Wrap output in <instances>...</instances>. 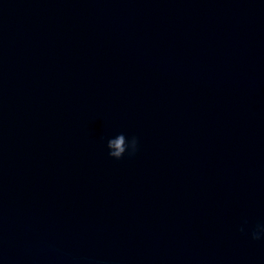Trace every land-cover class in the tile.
<instances>
[{"label":"water","instance_id":"obj_1","mask_svg":"<svg viewBox=\"0 0 264 264\" xmlns=\"http://www.w3.org/2000/svg\"><path fill=\"white\" fill-rule=\"evenodd\" d=\"M255 235L264 0H0V264H264Z\"/></svg>","mask_w":264,"mask_h":264},{"label":"clouds","instance_id":"obj_2","mask_svg":"<svg viewBox=\"0 0 264 264\" xmlns=\"http://www.w3.org/2000/svg\"><path fill=\"white\" fill-rule=\"evenodd\" d=\"M139 138L134 137L130 143L125 144L124 148L120 152H109L108 155L115 160H122L125 156H134L139 151ZM254 240L260 241L264 240L259 235L253 237Z\"/></svg>","mask_w":264,"mask_h":264}]
</instances>
